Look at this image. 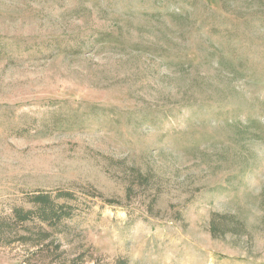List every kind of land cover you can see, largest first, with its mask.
<instances>
[{"label":"rangeland","instance_id":"1","mask_svg":"<svg viewBox=\"0 0 264 264\" xmlns=\"http://www.w3.org/2000/svg\"><path fill=\"white\" fill-rule=\"evenodd\" d=\"M0 264H264V0H0Z\"/></svg>","mask_w":264,"mask_h":264},{"label":"trees","instance_id":"2","mask_svg":"<svg viewBox=\"0 0 264 264\" xmlns=\"http://www.w3.org/2000/svg\"><path fill=\"white\" fill-rule=\"evenodd\" d=\"M59 195L60 194H58L57 196H59ZM36 199L46 202L45 205H46V208H48V209L44 213V216L49 217L47 219L56 220V218H58V217H60V216H62L64 214H67V215L72 214V210H70V206H67V205L66 206H64V205L61 206V208H64L63 211L60 210L59 208L57 209L55 207L54 203H53L54 200L52 199V194L50 192H47V194L41 193L38 196H36ZM65 208H66V210H65ZM27 214H29V213L28 212H23L21 216L26 217L27 219H29L30 216H28Z\"/></svg>","mask_w":264,"mask_h":264}]
</instances>
